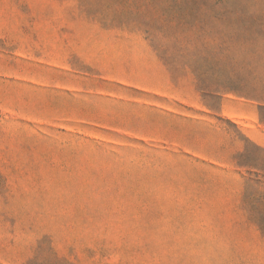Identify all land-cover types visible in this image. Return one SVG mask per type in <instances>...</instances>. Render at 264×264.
Instances as JSON below:
<instances>
[{
  "label": "rangeland",
  "instance_id": "obj_1",
  "mask_svg": "<svg viewBox=\"0 0 264 264\" xmlns=\"http://www.w3.org/2000/svg\"><path fill=\"white\" fill-rule=\"evenodd\" d=\"M0 264H264V0H0Z\"/></svg>",
  "mask_w": 264,
  "mask_h": 264
}]
</instances>
